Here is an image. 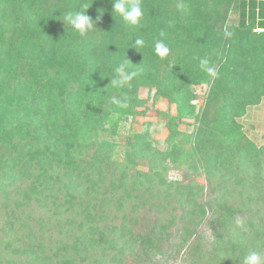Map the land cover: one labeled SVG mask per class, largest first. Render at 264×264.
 <instances>
[{
    "label": "trees",
    "instance_id": "1",
    "mask_svg": "<svg viewBox=\"0 0 264 264\" xmlns=\"http://www.w3.org/2000/svg\"><path fill=\"white\" fill-rule=\"evenodd\" d=\"M85 5L100 19L81 36L62 20ZM141 6L131 26L112 0H0V264H170L204 218L233 264L264 255V144L235 118L264 95V0ZM230 7L235 24L226 22ZM120 64L136 75L114 86ZM208 80L186 151L178 124L195 113L193 86ZM140 86L175 104L174 115L157 112L163 148L147 129L118 141L119 122L144 113ZM182 162L216 180L219 195L203 199L195 179H168ZM199 247L183 262L199 264Z\"/></svg>",
    "mask_w": 264,
    "mask_h": 264
},
{
    "label": "rangeland",
    "instance_id": "2",
    "mask_svg": "<svg viewBox=\"0 0 264 264\" xmlns=\"http://www.w3.org/2000/svg\"><path fill=\"white\" fill-rule=\"evenodd\" d=\"M238 15L239 12L233 7H230L227 11L226 22L237 23L239 18ZM210 87V80L193 86L195 97L191 100V104L195 106V113L192 116H183L178 124V129L183 133L180 140L181 146L186 151H188L190 146L189 142L193 143L195 139L199 126V121L195 116H199L200 107ZM137 95L140 99L145 100L143 105L138 107L144 113L129 117L126 122H119L120 134L118 137L121 140L118 141L120 144H123L127 134L147 129L155 145L159 148H163L165 146L168 130L157 112L159 110L166 111L174 115L176 113L175 104L168 103L167 99L164 97L154 95V89L149 90L144 86L138 88ZM235 118L236 122H238L241 127V131L248 139L256 145L264 144V95L258 102L248 105L244 112ZM189 137L191 141H189ZM180 164L179 169L172 167L165 172L168 179L178 180L179 182L195 179L197 182L204 185L203 199L214 198L219 195V193L215 194L211 192V188H216L218 185L216 180L209 183L204 172L197 174L192 170H188L183 162ZM215 227L216 226L208 225L205 218L201 220L197 226L196 233L191 237H187L180 250L177 251L176 248L172 250V255L170 256L172 259L169 261L171 262L170 264H186L183 262L184 255L187 253V248L192 244L196 246L200 244L199 249H197V256L192 257V259H195L199 264H233V260L224 257L222 252H218V246H215V239L217 237L215 235ZM181 241L182 239L177 238L173 241V244H179ZM223 251L225 250L223 249ZM240 264H242V262H240Z\"/></svg>",
    "mask_w": 264,
    "mask_h": 264
},
{
    "label": "clouds",
    "instance_id": "3",
    "mask_svg": "<svg viewBox=\"0 0 264 264\" xmlns=\"http://www.w3.org/2000/svg\"><path fill=\"white\" fill-rule=\"evenodd\" d=\"M142 0H112V12L118 14L127 24L131 26H138L141 23L143 18L142 10ZM89 6L85 5L83 11H74L69 12L64 15L62 20L64 23H67L71 28L77 31L81 36H85L89 31L96 28V21L100 19L98 15L94 21L89 15L86 14V10ZM145 41L142 38H136L134 44L138 47H142ZM155 52L164 57L168 54L169 49L163 41H158L155 44ZM202 65H207V60L201 62ZM213 76L216 75V72L213 68L206 69ZM115 76L111 80V83L114 86H122L130 81L133 76L136 75L135 72H127L124 64H120L114 69ZM119 103V101H114ZM234 223L243 228L245 221L241 217H236ZM246 230V229H244ZM242 264H264V255L257 251H252L246 255L243 259Z\"/></svg>",
    "mask_w": 264,
    "mask_h": 264
}]
</instances>
